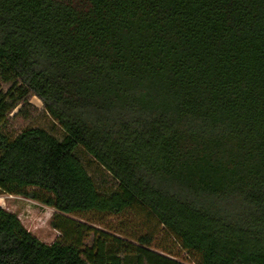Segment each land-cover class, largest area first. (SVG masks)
I'll return each instance as SVG.
<instances>
[{"label":"trees","instance_id":"trees-1","mask_svg":"<svg viewBox=\"0 0 264 264\" xmlns=\"http://www.w3.org/2000/svg\"><path fill=\"white\" fill-rule=\"evenodd\" d=\"M33 97L61 140L11 130ZM0 194L62 234L0 207V264H183L106 223L132 211L196 264H264V0H0Z\"/></svg>","mask_w":264,"mask_h":264},{"label":"rangeland","instance_id":"rangeland-1","mask_svg":"<svg viewBox=\"0 0 264 264\" xmlns=\"http://www.w3.org/2000/svg\"><path fill=\"white\" fill-rule=\"evenodd\" d=\"M29 103L35 110L31 113L32 120L25 121L21 118L14 119L11 122V130L13 133H18L26 126H35L49 132L54 137L61 140L63 137L62 131L50 118L40 113L42 109L41 102L33 97L30 99ZM79 155L94 182H96L102 190H106V188L109 187L108 182L110 181L106 172L82 151L79 152ZM0 207L7 212L15 214L23 227L41 242L52 244L54 241L62 238V234L54 230L50 225V221L55 214L53 209L45 207L32 200L18 196H8L6 194H0ZM72 219L77 220L76 218ZM120 222L123 223L124 227L131 231L141 230L146 233H153L154 238L150 246L152 251L159 254H164L165 252L171 253V258L178 260L183 264H196V258L194 256L182 251L168 236L166 231H164L163 228L151 217H148L144 213L132 211L129 215L124 217L109 218L106 221V223L115 225V227L118 226V223ZM91 227L103 231L105 230V226H102L101 224L91 225ZM91 241L92 236L90 235L85 241V244L90 245Z\"/></svg>","mask_w":264,"mask_h":264}]
</instances>
